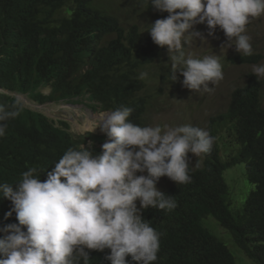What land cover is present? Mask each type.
I'll list each match as a JSON object with an SVG mask.
<instances>
[{"label": "clouds", "instance_id": "9594fccd", "mask_svg": "<svg viewBox=\"0 0 264 264\" xmlns=\"http://www.w3.org/2000/svg\"><path fill=\"white\" fill-rule=\"evenodd\" d=\"M33 5L68 40L50 76L106 79L69 97L0 88L13 166L0 179V264H194L167 235H180L182 189L209 184L232 213L264 196V0ZM239 164L247 186L233 187ZM202 224L234 253L213 214Z\"/></svg>", "mask_w": 264, "mask_h": 264}, {"label": "trees", "instance_id": "16d2710c", "mask_svg": "<svg viewBox=\"0 0 264 264\" xmlns=\"http://www.w3.org/2000/svg\"><path fill=\"white\" fill-rule=\"evenodd\" d=\"M68 45L56 33L42 29L35 20L33 0H0V88L33 90L51 85L53 94L63 97L81 94L105 81V73L94 69L74 80L71 73L51 77L55 56L64 54ZM42 56H51L42 59ZM128 53L120 56L126 60ZM130 59H127V62ZM98 99L100 93L93 92ZM3 97V95H0ZM50 162L38 165L43 170ZM6 164L3 146L0 147V179L10 174L13 166ZM9 169V171H8ZM24 166L19 172L26 170ZM185 207L179 212L182 219L180 235H169L180 252H189L194 264H235V254L227 244L207 232L202 224L213 214L217 222L233 235V245L256 264H264V196H259L243 212H230L228 202L220 191L209 184L196 182L177 195ZM2 206L0 204V212ZM4 211V210H3ZM170 245V243H169ZM198 260V261H197Z\"/></svg>", "mask_w": 264, "mask_h": 264}, {"label": "rangeland", "instance_id": "374dc122", "mask_svg": "<svg viewBox=\"0 0 264 264\" xmlns=\"http://www.w3.org/2000/svg\"><path fill=\"white\" fill-rule=\"evenodd\" d=\"M49 90L50 89H47L45 92H49ZM226 179L233 187L247 186L245 166L243 164H239L234 166L232 169H229L226 172ZM233 211L235 212L236 208H233ZM223 238H225V235ZM231 248L237 258L238 264H256L254 261L246 258V256L242 254L234 245H231Z\"/></svg>", "mask_w": 264, "mask_h": 264}]
</instances>
